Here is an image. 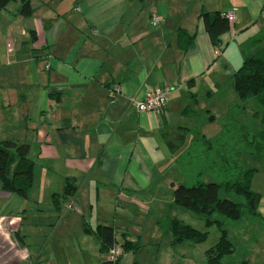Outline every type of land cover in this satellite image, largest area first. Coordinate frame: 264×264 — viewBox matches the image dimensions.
<instances>
[{
  "label": "crops",
  "instance_id": "1",
  "mask_svg": "<svg viewBox=\"0 0 264 264\" xmlns=\"http://www.w3.org/2000/svg\"><path fill=\"white\" fill-rule=\"evenodd\" d=\"M145 1L148 12L132 8L135 0H33L28 18L17 9L0 13V140L28 143L30 159L36 163V150L55 171L46 204L0 186V264H109L99 225L133 246L118 264H207L200 243H171L172 220L191 225L193 217L174 203L183 180L176 158L195 136L188 118L200 116L199 105L216 116L235 100L243 49L264 37V0ZM233 7L237 17L217 55L201 14ZM155 14L158 26L150 24ZM179 27L194 34L186 52L176 43ZM158 86L170 88L164 110L138 111L134 100ZM243 156L257 168L251 185L264 220V153ZM67 180L76 191L54 205ZM238 236L248 243L243 262L264 264V239L248 230Z\"/></svg>",
  "mask_w": 264,
  "mask_h": 264
},
{
  "label": "trees",
  "instance_id": "2",
  "mask_svg": "<svg viewBox=\"0 0 264 264\" xmlns=\"http://www.w3.org/2000/svg\"><path fill=\"white\" fill-rule=\"evenodd\" d=\"M32 1L0 0V13L11 3L17 2L18 14L28 18L35 12ZM135 1L143 3L145 0ZM201 17L211 43L219 47L221 35L230 30L231 24L219 11L212 14L202 13ZM176 43L186 52L194 45V34L179 27L176 30ZM243 55V62L233 75L237 99L228 104L230 110L225 115V123L220 132L209 138L204 134L193 136L176 158V165L183 180L174 189L175 205L201 217L206 227L215 225L220 230L217 243L205 251L207 264H225L224 258L231 256L235 251L226 223L223 219L217 218V215L235 221L241 220L246 214L260 216L258 204L261 195L251 185L257 168L249 167L240 158L247 150L252 154L264 153V37L251 40L244 47ZM53 95L54 93L50 94L51 97ZM212 118L213 116H210L211 120ZM248 118L253 121L249 127L245 125ZM233 123L239 125L242 134L236 137L239 143L233 141V144H229L228 138L233 131L231 130ZM231 139L235 140L232 133ZM30 149V145L25 142L13 139L0 140V186L4 191L28 197L33 186L35 170V163L29 157ZM230 156L235 157L233 175L230 178L222 182L204 179L215 164V160L227 163L229 168L227 159ZM74 191L76 185L73 181L67 180L64 190L52 195V203L55 205L67 200ZM170 228L172 245L183 241L199 244L208 237V231L196 229L178 218L172 220ZM94 233L101 239L104 250L108 251L117 243L112 226L99 225L94 229ZM122 246L123 250L133 247L127 241ZM241 264L248 262L244 261Z\"/></svg>",
  "mask_w": 264,
  "mask_h": 264
},
{
  "label": "rangeland",
  "instance_id": "3",
  "mask_svg": "<svg viewBox=\"0 0 264 264\" xmlns=\"http://www.w3.org/2000/svg\"><path fill=\"white\" fill-rule=\"evenodd\" d=\"M137 1L136 3H133V7L136 5L138 6L137 8H142L144 9L145 6H147V12L150 11V9L148 8L149 5H147V1L141 3V5H137ZM7 8H9V10H13L15 11V9L18 8V3L17 2H13L11 3ZM136 8V9H137ZM146 8V7H145ZM135 9V8H134ZM150 29H156L155 27H150ZM10 49V47H8ZM229 83H226V86ZM237 99V95L235 97V100ZM203 101H208L205 99H202ZM206 108V106H205ZM229 108V109H228ZM199 112H200V116L196 117V119H191L188 118V123H192L191 126H193L194 128V135H200L202 133L206 134V136L209 137H214L216 136L223 124L225 123V115L227 112H229L230 107L225 108V112H223L224 110H221L219 112L216 113V116L213 115L212 120L210 119V114L205 112V110L203 109V106L199 105L198 108ZM239 119V117H238ZM245 121V120H244ZM253 122L252 119L250 120L248 118L247 124L245 123L246 126H250L249 124ZM190 125V124H188ZM247 127V128H248ZM233 129L232 132H230V137L228 138V142L229 144H233V141H237V143H239L240 141H238L236 139L237 135L242 134V130L239 128L238 124L233 123V126L231 128V130ZM250 129V128H248ZM231 133L233 135H235V140L231 139ZM1 135V134H0ZM2 136H0L1 139ZM234 137V136H233ZM228 144V143H227ZM243 144V143H242ZM36 150H35V170H34V181H33V186L31 187V189L29 190V204H35V201L32 200L33 198H37V196H39V198L41 197L43 204H46L47 202H49V197H47V195L44 194L46 189H51V193L55 192V171H48L47 169V165L45 163V161L41 160H36ZM244 156L241 158L243 160ZM229 159V160H228ZM227 161L229 162L230 167L228 168V164L227 163H222L221 161L219 162L218 160H215V164L213 165V167L208 171L205 170V172L208 173L205 175L204 179H206L207 181H218V182H222L228 178L231 177V175H233V168H234V162L233 159L235 160V157H228ZM249 167H254L255 164L249 165L247 164ZM227 166V168H225ZM177 208H179V210H185L182 207L176 206ZM174 211H167L166 213H168L169 215H171ZM189 212V211H188ZM192 215V213H191ZM192 220H189L188 223H191V225H193V227L198 228L201 231H208V237L207 239L203 242L200 243L198 245V253H201L202 256H204L205 259V251L215 245L220 237V230L217 228V226L212 225L210 227H206L205 226V222L204 220L197 216V215H192ZM217 218H221L225 221L226 223V228H228L229 232H230V238L234 244V248L235 251L231 256H227L224 258L225 264H241L243 262V260L247 259L246 258V251H247V245L248 243H244V240H242L241 238H239L238 235H241L243 233L244 230H248L249 234L253 235L255 240H263L264 239V220L260 217L257 216H252V215H244V217L241 220L235 221V220H230L227 218H222L221 216L217 215ZM191 221V222H190ZM169 220L166 217H162L161 218V224L160 227L158 228L159 232H161L163 239L167 238V232L169 229ZM238 228V229H236ZM236 229V231H235ZM44 238V242H42V245L46 244V240L48 239ZM33 252H34V247H33Z\"/></svg>",
  "mask_w": 264,
  "mask_h": 264
},
{
  "label": "built area",
  "instance_id": "4",
  "mask_svg": "<svg viewBox=\"0 0 264 264\" xmlns=\"http://www.w3.org/2000/svg\"><path fill=\"white\" fill-rule=\"evenodd\" d=\"M237 8L233 7L228 11L222 12V15L232 25L237 17ZM163 21V18L159 14H155L150 18V24L152 26H158ZM215 53L219 55L221 49L216 48ZM119 88H116L112 94L118 92ZM170 94V88L168 86H158L154 89L147 90L144 97L139 100H134L135 106L140 112H161L167 106L168 98ZM108 257L109 264H118V260L123 253V247L119 243H115L110 247Z\"/></svg>",
  "mask_w": 264,
  "mask_h": 264
}]
</instances>
